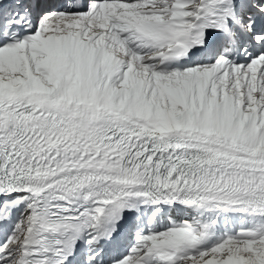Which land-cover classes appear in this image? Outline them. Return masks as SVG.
Returning <instances> with one entry per match:
<instances>
[{"label": "snow or ice", "instance_id": "6c2138e0", "mask_svg": "<svg viewBox=\"0 0 264 264\" xmlns=\"http://www.w3.org/2000/svg\"><path fill=\"white\" fill-rule=\"evenodd\" d=\"M0 264H264V0H0Z\"/></svg>", "mask_w": 264, "mask_h": 264}]
</instances>
